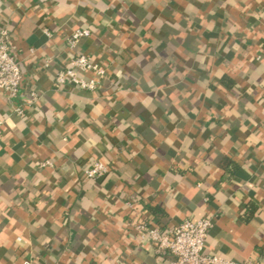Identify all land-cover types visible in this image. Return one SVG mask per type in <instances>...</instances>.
I'll list each match as a JSON object with an SVG mask.
<instances>
[{
    "label": "crops",
    "instance_id": "0c3cea01",
    "mask_svg": "<svg viewBox=\"0 0 264 264\" xmlns=\"http://www.w3.org/2000/svg\"><path fill=\"white\" fill-rule=\"evenodd\" d=\"M0 27V264H170L137 227L204 218L207 254L264 264V0H0ZM76 29L94 91L53 86Z\"/></svg>",
    "mask_w": 264,
    "mask_h": 264
},
{
    "label": "built area",
    "instance_id": "2783aa9c",
    "mask_svg": "<svg viewBox=\"0 0 264 264\" xmlns=\"http://www.w3.org/2000/svg\"><path fill=\"white\" fill-rule=\"evenodd\" d=\"M89 34V29H76L66 39L71 56L65 67L59 70L53 79L55 89H63L65 85L71 84L85 91L96 90L106 73L105 68L95 63L90 56L75 51L78 42ZM49 63L50 59H46L43 67H47ZM22 81V67L10 46L9 33L5 27H0V93H5L9 101L17 99ZM38 98V93L30 90L27 98L13 108V114L22 116L26 108H33ZM108 170L106 165L96 161L84 174L88 178L96 179L104 176ZM210 227V219L204 218L197 221L185 220L164 229L148 224L139 225L137 228L141 238L148 240L157 252L167 253L173 258L170 264H253L207 254L205 241ZM23 264L29 262L25 261Z\"/></svg>",
    "mask_w": 264,
    "mask_h": 264
}]
</instances>
